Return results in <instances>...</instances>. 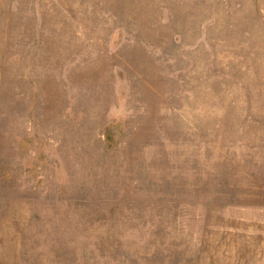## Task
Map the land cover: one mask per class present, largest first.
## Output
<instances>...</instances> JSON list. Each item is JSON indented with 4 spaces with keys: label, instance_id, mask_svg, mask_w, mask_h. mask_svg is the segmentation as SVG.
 <instances>
[{
    "label": "rangeland",
    "instance_id": "rangeland-1",
    "mask_svg": "<svg viewBox=\"0 0 264 264\" xmlns=\"http://www.w3.org/2000/svg\"><path fill=\"white\" fill-rule=\"evenodd\" d=\"M0 264H264V0H0Z\"/></svg>",
    "mask_w": 264,
    "mask_h": 264
}]
</instances>
